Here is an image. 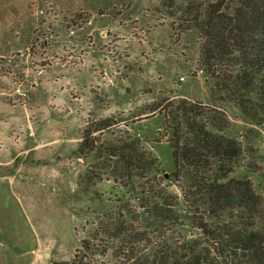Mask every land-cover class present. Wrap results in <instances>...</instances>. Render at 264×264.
Instances as JSON below:
<instances>
[{
	"label": "rangeland",
	"instance_id": "374dc122",
	"mask_svg": "<svg viewBox=\"0 0 264 264\" xmlns=\"http://www.w3.org/2000/svg\"><path fill=\"white\" fill-rule=\"evenodd\" d=\"M163 1L0 0V264H72L79 250L84 264H121L113 248H81L99 214L127 197L113 181L86 180L94 161L79 158L83 132L113 118L102 140L140 139L171 179L163 108L177 99L224 114L221 134L242 149L230 178L252 181L263 199L254 230L263 229L264 125L220 105L205 82L199 32L178 28L179 9L194 0H176V18ZM169 228L174 238L198 236L186 222Z\"/></svg>",
	"mask_w": 264,
	"mask_h": 264
},
{
	"label": "trees",
	"instance_id": "16d2710c",
	"mask_svg": "<svg viewBox=\"0 0 264 264\" xmlns=\"http://www.w3.org/2000/svg\"><path fill=\"white\" fill-rule=\"evenodd\" d=\"M175 3H162L172 18L177 16ZM179 10V30L199 32V65L217 102L262 127L264 0H194ZM163 112L172 132L171 179L160 174L158 159L140 139L121 133L112 141L102 140V132L116 125L113 118L84 130L79 158L92 156L94 161L86 180L113 181L127 197L99 214L82 250L94 255L113 248L121 264H264V227L254 230L263 199L250 179L230 178L242 149L237 140L221 134L224 114L184 99L171 101ZM185 222L197 237L181 233L174 238L170 228L163 231L165 226L178 230ZM81 252L72 264H84Z\"/></svg>",
	"mask_w": 264,
	"mask_h": 264
},
{
	"label": "built area",
	"instance_id": "2783aa9c",
	"mask_svg": "<svg viewBox=\"0 0 264 264\" xmlns=\"http://www.w3.org/2000/svg\"><path fill=\"white\" fill-rule=\"evenodd\" d=\"M15 95L22 100H26L28 94L24 92L20 87L15 90Z\"/></svg>",
	"mask_w": 264,
	"mask_h": 264
}]
</instances>
